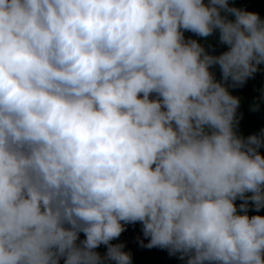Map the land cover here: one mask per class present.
I'll return each instance as SVG.
<instances>
[{"label": "clouds", "instance_id": "obj_1", "mask_svg": "<svg viewBox=\"0 0 264 264\" xmlns=\"http://www.w3.org/2000/svg\"><path fill=\"white\" fill-rule=\"evenodd\" d=\"M260 64L264 20L228 0H0V264H132L110 241L136 222L186 264H264V129L237 135L209 71Z\"/></svg>", "mask_w": 264, "mask_h": 264}, {"label": "trees", "instance_id": "obj_2", "mask_svg": "<svg viewBox=\"0 0 264 264\" xmlns=\"http://www.w3.org/2000/svg\"><path fill=\"white\" fill-rule=\"evenodd\" d=\"M207 4L208 0H204ZM230 7H236L245 11L255 12L259 14L260 18L264 20V0H228ZM222 15H227L229 19H234L230 14L222 12ZM185 40L194 39L197 40L210 55H220L224 51L228 50V46L219 42L218 31L214 32L207 38L199 37L196 34L184 31ZM257 71L252 77L247 78L243 85L233 86V82L229 78L228 81L222 80V73L219 65H213L209 71L214 75V79L221 82L228 90L229 94L239 99V106L236 111V117L238 124L235 127L237 135L244 139L251 135L261 136V130L264 129V64L257 65ZM155 98V94H150V99ZM264 140V136H261ZM259 154L264 157V144L258 149ZM251 195V193H246ZM244 201L237 199L234 203L238 209L239 205ZM247 214L264 216V208H261L258 212L255 210L251 202L248 205ZM123 223V222H122ZM125 230L121 235L110 241L111 244L124 245L123 251L130 252L132 258V264H186L187 258L180 259L179 254L170 255L167 249H163L161 252L153 250V248H147L141 245V241L146 245L148 239L143 236L142 224L140 222L129 223L124 225ZM85 239L83 233L79 234L77 244L81 240ZM158 248V247H156ZM96 252L104 257L107 252V246L101 244L95 249ZM59 264H64V258L61 257ZM104 264H115L114 261H105Z\"/></svg>", "mask_w": 264, "mask_h": 264}]
</instances>
